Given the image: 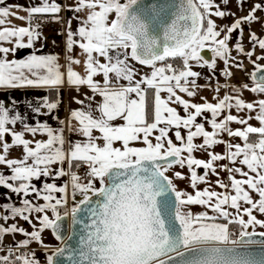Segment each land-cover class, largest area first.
Masks as SVG:
<instances>
[{
  "label": "snow or ice",
  "instance_id": "snow-or-ice-1",
  "mask_svg": "<svg viewBox=\"0 0 264 264\" xmlns=\"http://www.w3.org/2000/svg\"><path fill=\"white\" fill-rule=\"evenodd\" d=\"M248 2L236 0L237 11ZM229 4L72 0L65 7L30 0L0 6V186L18 198L0 203V264H264V38L250 31L252 48L243 45L246 26L255 22L264 30V16L257 15L264 0L239 17ZM64 11L73 15L65 20ZM214 17L233 22L218 25ZM49 23L60 24L57 34L66 36L64 62L59 54L18 58ZM238 56L253 65L250 73ZM233 67L251 83L229 84ZM206 88L215 103L203 96L193 102ZM22 89L47 93L36 105L26 102L31 123L17 99L7 103L11 91ZM65 90L67 115L60 118ZM244 90L259 98L246 101ZM218 145L223 152L213 150ZM17 149L21 155L12 157ZM178 181H188L192 191ZM46 230L61 246L44 241Z\"/></svg>",
  "mask_w": 264,
  "mask_h": 264
},
{
  "label": "crops",
  "instance_id": "crops-1",
  "mask_svg": "<svg viewBox=\"0 0 264 264\" xmlns=\"http://www.w3.org/2000/svg\"><path fill=\"white\" fill-rule=\"evenodd\" d=\"M39 2H40V0H36V3H39ZM57 2H62L63 6L67 7L68 4L72 3V0H57ZM255 2H259V0H249L248 3H246L239 11H237L236 0H230V4L228 5V8H230L232 11L236 12L237 17L244 16V15H247L248 10L251 8L252 4ZM29 3H30V0H5V5H0V6L16 5V4L27 6ZM13 10L15 11L16 9H13ZM19 15L26 16V13L21 10V11H19ZM60 15L63 16L65 18V20H67V18L72 16L73 13L68 12V11H64ZM257 15L264 16V13L258 12ZM10 19L17 26H25V24H26L25 21H21L19 19L14 18V17H12ZM214 19L216 20V23L218 25H230L233 22V20L231 18L219 19V18L214 17ZM61 27L62 26L60 24H57V26H55L53 28H50L47 26H42L43 36H42L41 40L34 45L33 49H22V50H20L17 53V57L18 58H24L27 55L32 54L33 52H35V54H37V55L59 54L61 57V63H63L64 62L63 56H64V50H65L66 36L57 34V30H60ZM72 27H73V29H75L77 27V21L75 19H73V21H72ZM250 31H255L259 37L264 38V30H262L261 24L253 22L251 25V28L246 26L244 28V33H243V45H244L246 50H250L252 48V45L249 42V32ZM237 35H238V33H233L232 40L229 42L230 47H233L235 40L237 38ZM53 41H55V44L53 43ZM76 51L78 52L79 50L77 49ZM255 53H256V55L262 54L261 50L258 48V46L255 49ZM233 55H237L235 53V51H233ZM9 58L11 59L12 57L10 56ZM254 58L255 57H253V59ZM238 59L243 61V64L249 73L253 70V65L250 63V61L248 59H246L243 56H238ZM259 62L261 64H264V60H261ZM74 67L76 68L77 71H82V66H74ZM222 67H223V63L218 61V68H222ZM195 70L201 71L203 76H206L209 74L208 69H206V68L205 69L195 68ZM231 71L234 73V75L228 80L229 84L240 86L242 83H245V82H247L249 84L251 83L250 78L248 75H246L245 71L238 70L235 67H233L231 69ZM217 76H218L220 83L225 82V78L219 76L218 72H217ZM198 83L203 85L206 83V81L201 78L198 80ZM228 90L231 91V89H228ZM83 91H87V89H83ZM45 94H47V93L44 90H34V89L15 90V91L10 92V94L7 98V103L10 104L11 99H13V98L17 99L20 102L21 112L27 113L28 120L31 123V122H33V114L31 113L30 110H28L26 108V102L32 101L33 105H36V98L42 97ZM73 94H75V93H73ZM213 95H214V92L211 89H207V88L202 89L199 92V94L195 98H193V102L202 103L203 101L201 100V97L203 96V97H206L208 99V101L215 103V101L213 100ZM223 95H224V90H221L220 96L222 97ZM64 96H65L66 102L59 109L58 115L60 118H64L67 115V112H66L67 96H68L67 90H65ZM242 97L246 101H253L254 99L259 98L257 96V94L252 93L249 90H244L242 93ZM0 98H4V97L2 95H0ZM185 98H187V97H185ZM72 107L74 108V107H76V105L73 104ZM42 111H46V110H42ZM181 114H183V113H181ZM233 114H236V113L233 111ZM246 114H247V111L245 110L244 112H241L239 115L244 116ZM205 115H210V114L206 113ZM39 119L41 121L48 120L49 123H51L54 127L57 126L56 122L52 121L51 116H40ZM250 122L254 126H258V122L255 121L254 119ZM205 127L208 128V130H211L210 126L207 124L205 125ZM231 127L233 129H235L237 127H242V126L233 123L231 125ZM17 128L19 129V125L17 126ZM26 138H31V137L26 136ZM41 138H46V137H40V136L36 137V139H41ZM223 138L226 140H231L233 143L241 142L238 138H229L226 135ZM173 139H174V137H173ZM196 142L200 143L201 138H197ZM213 150L216 152H222L221 150L224 151V146L218 145ZM20 155H21V153L18 149L13 150L11 152L12 157H19ZM237 178H240L239 175H237ZM44 179L47 180L48 178H44ZM48 182H51V181L49 180ZM36 183L38 185H40L41 181H36ZM57 183L59 184V183H61V181H57ZM9 198L11 199V202H17L18 203V198L15 195L11 194L10 190H7V189L3 188L2 186H0V203L8 201ZM9 223H11V221H9ZM19 223L21 226L30 230V226L26 222L21 220V221H19ZM22 238L23 237L21 235H17L15 237L16 240H20ZM7 239L12 240L13 237L8 236ZM48 244L50 245V247H57L59 242L55 240V242H51ZM31 246H37V245L34 243Z\"/></svg>",
  "mask_w": 264,
  "mask_h": 264
},
{
  "label": "rangeland",
  "instance_id": "rangeland-1",
  "mask_svg": "<svg viewBox=\"0 0 264 264\" xmlns=\"http://www.w3.org/2000/svg\"><path fill=\"white\" fill-rule=\"evenodd\" d=\"M221 151L223 152V150H221ZM195 155L197 156V158H200V159H205V160L208 159L207 154L204 153V152H196ZM218 163H228V161H222V162H218ZM178 170H179V169H178ZM183 171L187 172V169H184ZM220 175H221V177L225 180V182H228V181H227V173H226V172H221ZM210 180L213 181V186H215V185H214L215 177H214V176H210ZM178 184H179V187H180V188H182V189H187L188 191H192V189L188 187V181H178ZM97 186H99V185L97 184ZM204 186H205V185H203V184L200 185L201 188H203ZM217 190L219 191V189H217ZM193 210H194V211H199V210H201V209H200L199 207H194ZM30 230H31V228H30ZM258 230H259V228H258ZM42 235H43V239H44V241H45L47 244H48V243H51V242H55V238H54V236L51 234L50 230H46ZM36 251H38V254L41 253V252L43 253V250H42L41 248L38 249V250H36ZM41 255H42V256H40V259H41V261L43 262V260H44V253L41 254Z\"/></svg>",
  "mask_w": 264,
  "mask_h": 264
},
{
  "label": "built area",
  "instance_id": "built-area-1",
  "mask_svg": "<svg viewBox=\"0 0 264 264\" xmlns=\"http://www.w3.org/2000/svg\"><path fill=\"white\" fill-rule=\"evenodd\" d=\"M43 26H47V27H50V28H53V27H55V26H57V24H54V23H49V24H45V25H43ZM31 248L33 249V250H38V249H40V247H38V246H31ZM37 252V255L40 257V256H42L41 254H43L42 252L41 253H39L38 254V251H36Z\"/></svg>",
  "mask_w": 264,
  "mask_h": 264
},
{
  "label": "water",
  "instance_id": "water-1",
  "mask_svg": "<svg viewBox=\"0 0 264 264\" xmlns=\"http://www.w3.org/2000/svg\"><path fill=\"white\" fill-rule=\"evenodd\" d=\"M205 55H206V58H210L211 57V53L210 52H207V50L205 51ZM198 172L199 173H203V169H198ZM67 223H70V221H68V222H66V224H65V227H67ZM78 227V226H77ZM68 233L67 232H65V235H67ZM59 242V241H58ZM59 246H61L60 245V242H59V244H58V246L57 247H59Z\"/></svg>",
  "mask_w": 264,
  "mask_h": 264
}]
</instances>
